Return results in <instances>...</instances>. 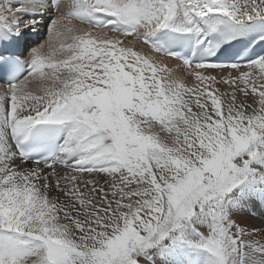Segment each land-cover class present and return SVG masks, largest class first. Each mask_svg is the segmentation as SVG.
Returning <instances> with one entry per match:
<instances>
[{"label": "snow or ice", "instance_id": "1", "mask_svg": "<svg viewBox=\"0 0 264 264\" xmlns=\"http://www.w3.org/2000/svg\"><path fill=\"white\" fill-rule=\"evenodd\" d=\"M0 264H264V0H0Z\"/></svg>", "mask_w": 264, "mask_h": 264}]
</instances>
